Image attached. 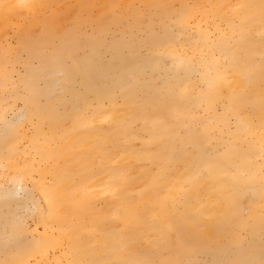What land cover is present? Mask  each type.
<instances>
[{"label": "bare ground", "instance_id": "bare-ground-1", "mask_svg": "<svg viewBox=\"0 0 264 264\" xmlns=\"http://www.w3.org/2000/svg\"><path fill=\"white\" fill-rule=\"evenodd\" d=\"M0 264H264V0H0Z\"/></svg>", "mask_w": 264, "mask_h": 264}]
</instances>
